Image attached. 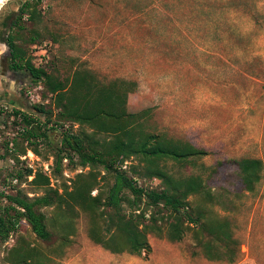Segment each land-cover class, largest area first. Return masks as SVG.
Listing matches in <instances>:
<instances>
[{"label": "rangeland", "instance_id": "374dc122", "mask_svg": "<svg viewBox=\"0 0 264 264\" xmlns=\"http://www.w3.org/2000/svg\"><path fill=\"white\" fill-rule=\"evenodd\" d=\"M15 1L0 7V192L33 200L49 190L62 195L81 181H90L95 186L91 195L104 198L114 181L104 168L82 167L77 159L64 160L60 171L56 170L63 131L89 134L92 131L87 127L50 124L43 128L47 139H24L22 116H14V111L43 126L44 117L33 108L52 110L54 118L57 112L42 81L33 84L24 70L17 71L19 82L7 78L4 39L12 35L25 51V59L57 80L65 81L83 69L104 83L136 81L138 88L129 95L128 111H149L143 124L147 132L209 153L166 166L176 177L202 178L218 196V203L198 206V198L192 197L189 212L194 215L199 207L206 217L227 221L232 240L226 251L223 244L187 221L177 224L180 239L171 240L168 234L175 219L167 211L149 207L143 200L135 207L139 211L133 212L125 202L122 215L144 211L148 220L153 214L159 229L147 235L149 253L113 254L88 238L86 214L78 209L61 213L53 205L38 210L47 221L56 219L55 229L50 228L51 240L37 239L22 220L5 242L0 241V264H264V0H250L247 11L228 15L242 39L211 43L200 38L196 25L189 22L190 6L175 0H41L38 21L31 24L23 19L20 31L11 29L18 5L25 0ZM178 19L183 21L179 25ZM175 26L181 29L179 33ZM35 33L39 38L31 43ZM35 147L38 154L32 151ZM243 158L263 163L254 193L245 192L240 183L235 162ZM121 168L138 186L162 190L158 180L143 176L137 159L127 160ZM25 169L33 175L22 180L11 177ZM35 173L47 177L49 185L33 183ZM126 196L131 198L127 192ZM8 205L0 198V213ZM62 235L68 237L67 242L60 240ZM207 245L218 250L213 258L206 255ZM14 249L27 250L40 261L29 258L14 263Z\"/></svg>", "mask_w": 264, "mask_h": 264}, {"label": "trees", "instance_id": "16d2710c", "mask_svg": "<svg viewBox=\"0 0 264 264\" xmlns=\"http://www.w3.org/2000/svg\"><path fill=\"white\" fill-rule=\"evenodd\" d=\"M178 4L186 3L190 6L189 22H192L200 32L202 39L211 41L240 40L239 32L235 31L228 15L239 13L248 9L250 0H175ZM41 0H25L19 8L18 15L12 29L23 30L26 22L35 24L40 18L39 5ZM247 11V10H246ZM176 21V20H175ZM177 20L178 25L182 23ZM178 33L180 28L175 26ZM211 31V32H210ZM39 34L30 39L34 43ZM16 37L6 36L4 44L8 48V66L11 70H24L28 73L31 82H43L44 90L51 96L50 101L56 110L54 118L52 110L42 107L33 109L44 117L45 125L39 121L14 111V116H22L21 124L24 128V139L34 141L47 139L46 125L74 123L82 128H89L92 132L83 131L74 135L64 130L60 139V149L56 158V170L60 171L62 162L77 159L82 167H102L113 176V184L109 187L104 198L101 194L92 196L95 186L90 181H81L78 186H73L71 191L59 195L56 191L42 197L29 200L19 194L9 195L0 193V198L9 204L7 209L0 213V241L5 242L10 234L16 230L20 221L30 227L37 239L49 242L53 236L50 228L56 219L48 220L38 210L40 208H56L61 213H72L76 209L89 217L88 238L95 244L113 254L127 253L140 255L151 251L147 235L157 231L158 221L155 215L150 214L146 220L144 211L128 216L121 214L122 204L127 202L133 212L139 211L135 207L144 200L146 205L155 209L167 211L174 219L171 225L169 238L179 240L181 230L179 225L187 221L197 227L199 233L208 235L213 241L223 244L229 251L231 239L230 226L225 220L206 217L202 208H196L194 215L189 212V202L192 197L199 200V205L214 206L218 203V196L199 176L172 175L166 163L183 164L193 159L209 155L204 149H199L189 143L174 141L159 134L147 132L143 126L148 118L149 111L132 114L128 111V98L137 91L138 84L133 80L114 79L101 82L88 70H75L73 75L60 81L41 69L34 68L29 60L25 59V51L17 46ZM205 41V40H204ZM206 42V41H205ZM29 129V130H28ZM35 144V143H34ZM7 146V145H6ZM33 153L38 154L37 148ZM137 159L142 166L143 176L156 179L162 185V190H150L140 187L126 175L121 168L129 159ZM235 165L239 171L240 183L243 190L254 193L261 181L263 163L259 159L243 158L237 160ZM32 170L16 172L14 179L22 180L32 176ZM39 185H49L47 177L35 173L32 180ZM49 187V186H46ZM126 192L131 198L126 196ZM197 206V205H196ZM64 207V209H63ZM103 208V210H102ZM68 237L60 236L62 242H67ZM211 245L206 246V255L213 258ZM14 263L40 259L27 250H12ZM30 258V259H29Z\"/></svg>", "mask_w": 264, "mask_h": 264}, {"label": "flooded vegetation", "instance_id": "af4514ba", "mask_svg": "<svg viewBox=\"0 0 264 264\" xmlns=\"http://www.w3.org/2000/svg\"><path fill=\"white\" fill-rule=\"evenodd\" d=\"M19 1H20V0H16L15 3L18 4ZM6 69H7V74H6V75H7V78L11 80V79H13V78L15 77V78L13 79V81H15V82H19L18 79H17V78L19 77V75L17 74V72L14 71V70H11V68H10L8 65H7ZM20 82H21V81H20ZM20 84H22V82H21Z\"/></svg>", "mask_w": 264, "mask_h": 264}, {"label": "clouds", "instance_id": "9594fccd", "mask_svg": "<svg viewBox=\"0 0 264 264\" xmlns=\"http://www.w3.org/2000/svg\"><path fill=\"white\" fill-rule=\"evenodd\" d=\"M4 2L5 0H0V6H2Z\"/></svg>", "mask_w": 264, "mask_h": 264}, {"label": "water", "instance_id": "95a60500", "mask_svg": "<svg viewBox=\"0 0 264 264\" xmlns=\"http://www.w3.org/2000/svg\"><path fill=\"white\" fill-rule=\"evenodd\" d=\"M23 2H21L18 6L20 7L22 5Z\"/></svg>", "mask_w": 264, "mask_h": 264}, {"label": "bare ground", "instance_id": "6f19581e", "mask_svg": "<svg viewBox=\"0 0 264 264\" xmlns=\"http://www.w3.org/2000/svg\"><path fill=\"white\" fill-rule=\"evenodd\" d=\"M8 1V0H5V2ZM4 4V3H3ZM1 7V6H0Z\"/></svg>", "mask_w": 264, "mask_h": 264}, {"label": "built area", "instance_id": "2783aa9c", "mask_svg": "<svg viewBox=\"0 0 264 264\" xmlns=\"http://www.w3.org/2000/svg\"><path fill=\"white\" fill-rule=\"evenodd\" d=\"M23 131V130H22ZM1 191V190H0ZM1 193V192H0Z\"/></svg>", "mask_w": 264, "mask_h": 264}]
</instances>
